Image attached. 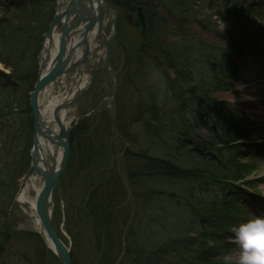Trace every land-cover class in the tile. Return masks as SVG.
I'll return each instance as SVG.
<instances>
[{
  "label": "trees",
  "instance_id": "obj_1",
  "mask_svg": "<svg viewBox=\"0 0 264 264\" xmlns=\"http://www.w3.org/2000/svg\"><path fill=\"white\" fill-rule=\"evenodd\" d=\"M23 1L24 3L21 6L18 4L15 10L13 7L10 8L11 11L6 8L4 10L6 14H0V63L4 67L0 69V136L6 137L4 145L0 146V177L6 174L3 170L5 167L8 170L7 176L11 180V183L7 184L9 186L7 194L10 190L13 191L8 198L9 208L0 206V256L5 253L12 233L7 222L8 211L14 202L20 177L27 170L25 164L19 163L17 168L13 161L15 167L10 168L7 162L2 163V160L7 158L9 161L11 152L14 154L13 159L16 160L18 149L23 150V153L25 151L28 157L31 149L34 120L29 93L33 90L38 77L37 59L41 48L39 42L51 18L42 20L45 19L43 8L46 2L54 0ZM111 1L118 7L144 6L152 35L148 45L156 52L157 57L176 73L171 84L179 92L178 100L174 99L173 105L166 104L165 100L149 103L143 107V112L146 116L144 125L151 130V133L160 135L163 141L176 142L177 145H174L173 150L163 157L164 153L159 156L150 150L141 153L132 142L135 139L133 138L121 153L124 158H134L136 163L138 159L142 160L140 167L137 165L138 168L134 173L131 170L122 173L119 167H111V154L115 152V148L109 150V146L106 145L100 152L101 146L97 149L98 154H102L104 161L108 162L98 168L99 184L95 190L98 195L89 202L93 208L91 206L88 208L95 218L93 226L96 230L93 235L98 243H101L103 237L111 239V234L116 233L115 203L119 199L124 203L126 199L124 188L131 187L136 210H132L133 215L131 212L127 214L125 220L129 221L132 218L134 224L138 225V232L145 238L153 240L154 253L159 254L160 259L157 258V261L152 263L147 255L145 257L142 254V258L134 255L130 251L131 243L127 239L124 249L125 252L129 250V254L125 255L123 262L161 264L159 263L161 260L162 264H230L226 259V255L232 250L229 237L234 235L238 223L237 205L247 195V191L235 183L245 181L252 171L253 163L243 161V158H247L243 154L247 150L244 141L252 137V132L243 124L236 110H227L224 107L219 112L226 121L220 124H208L210 123L208 119L214 121L215 116L219 117L214 114L215 110L210 101L213 90L228 89L232 86L235 79L233 73L235 63L231 57L233 54L241 55L245 48L244 40L253 41L256 34L244 31L245 29L240 33H235V30L223 33L218 31L229 40V45L221 48L205 44L187 35L183 36V40L169 41L166 37L163 38L168 25L166 19L159 17V5L171 7L180 14L183 25L188 23L190 13H193V16H196L194 19L207 28L213 27L215 31L216 24L212 26L210 22L211 18L220 14V11L223 12L224 9L227 10L226 12L235 11L241 19L242 16L244 19L249 17V13H244L246 11L244 5H240V1L236 2L237 0H234L236 3L233 2L232 5L230 2L223 3L221 6L226 5L219 6L218 10L212 5L206 6L207 0H200L197 3L194 0ZM39 15H41L39 21L42 20V23L36 32L35 22ZM34 29L36 35L40 36L34 38L36 43L32 45L33 41L29 40L35 35ZM5 69L9 72H5ZM124 107L125 105L121 106L119 109L122 111L118 109L116 114V118L119 117L118 113L120 115V120L116 119V126L122 137L127 134L126 131L130 129L131 124L127 126L129 120ZM19 110H22L21 115H24V128L17 126L15 121ZM200 123L210 131L208 138L197 134V125ZM121 125L126 128H122ZM97 127L99 130L112 133L114 129L110 115L104 120L101 118L97 122ZM124 129L126 131L123 134ZM76 131L73 133L76 140L79 142V137H83L84 140L85 125H82L78 132ZM182 140L185 144L181 143ZM80 143L82 146L81 141ZM81 150L76 148L77 155ZM176 155H179L178 159H175ZM186 161L192 162V166H187ZM84 164L88 165L89 161ZM142 179L146 182L147 188L145 192L141 191V194H138L135 184L140 183ZM101 183L104 185L102 186ZM245 184L251 185L253 189L256 188V185L250 182L246 181ZM14 185L15 188L10 189ZM1 186L4 187L2 182L0 190ZM146 204H153L155 210L161 211V215L158 214L155 218L148 217ZM100 207H104L101 210L106 212L102 213L98 209ZM70 232L76 243L80 236L77 231L70 230ZM26 236L33 237L31 234ZM123 236L122 234L118 237L119 241H123L121 239ZM108 243L110 247L113 244L111 241ZM120 247L122 248L121 243ZM120 247L119 252L122 251ZM119 252H116V256ZM113 253L105 254L103 251L98 264H113L116 259L111 255ZM142 253H146L145 250ZM74 256V263L77 264Z\"/></svg>",
  "mask_w": 264,
  "mask_h": 264
},
{
  "label": "rangeland",
  "instance_id": "obj_2",
  "mask_svg": "<svg viewBox=\"0 0 264 264\" xmlns=\"http://www.w3.org/2000/svg\"><path fill=\"white\" fill-rule=\"evenodd\" d=\"M126 1L129 2L130 0ZM194 1L197 3L200 0ZM248 1L249 4H247V7L254 9V13L251 14L253 18L251 22L254 23L256 27L254 32L257 37H255L256 41L254 44L250 42L251 44L248 46L246 53L242 57L236 58L238 65L237 75H239V77L235 84L233 83V86L230 88L217 93L216 96L219 99H224L232 103L236 109L238 108L240 113L242 112L245 117L254 123V125H257L256 135L251 136L252 138H256L261 145L259 149H261L262 152H260L259 157H256L257 161L253 163L252 171L247 176L245 183L247 181L250 182V184L256 185V189L260 190V194L264 196V144H262L264 143V0ZM20 3L23 4L24 1L0 0V14H6L4 11L6 8H9V11H11L10 8L12 9L13 7L15 10V7L17 8V5ZM110 3L113 4L111 1ZM45 4L43 8L45 19L42 20L46 21V18H51L48 22V28H46L43 35L48 33L49 26L57 13L58 2L54 0L52 2H46ZM208 4H210L209 1L206 6H208ZM105 8L107 9L105 18L110 20L107 26V32L109 34L114 30L115 21L119 22L118 28L116 27L117 37L112 41L111 46V62L117 73H111L104 67L100 69L91 91L83 98L78 108V117L81 115H88L79 123L80 127L85 125V138L83 140V137H79V140L82 142L81 146L80 141L78 142L75 136H72V156L60 179L59 191L57 192L53 204V223L58 235L66 239L69 243L77 264H98V260L101 254H103V251L105 254L114 252L111 254L116 257L113 264H128L126 261L123 262L125 255L129 254V250L125 252L124 249L127 244V239L128 242L131 243L130 251H132L134 255L136 254L138 257L141 256L139 258L143 257L142 254L145 257L147 255V258H150L151 262L155 263L157 258L160 259V255L154 253L155 247L152 244L153 240L145 238L138 232V225L134 224L132 218L129 221L125 220L127 214L129 215L131 212L133 215L132 210H136L133 195L130 191L131 187L124 188L126 194L124 203L121 199L117 200L115 203L116 210L114 217L117 221L115 225L116 233L111 234V239L103 237L101 243H98L93 235L96 230L93 226L95 220L94 214L90 212L91 210L88 207L91 206V208H93L89 202L93 197L98 195V193H95L99 184L98 168L102 166L101 164L108 162L104 161V156H102V154H98L97 149H99L100 146L99 152L102 151L106 145L109 146V150L115 148V152L111 154V167H119L122 173L127 170H131V172L134 173L138 168L137 165L140 167L142 160L138 159L136 163L134 158H124L121 153V151L127 148L133 138L135 139L132 142L135 143V146L141 153L150 150L159 156L164 153L163 157L167 156L169 152L173 150L174 145H177L176 142L171 140L167 142L163 141L160 135L151 133V130L144 125L146 116L143 112V107L149 103H157L161 100H165L166 104L173 105L174 99L178 100L177 96L179 92L177 88H174L171 84L176 73L174 70L168 68V66L157 57L156 52L151 46L148 45L147 42L152 35L150 34L148 39L145 38L146 36L144 37V35H142L136 22L134 23L131 19V14H134L132 8L123 6L115 9L110 5H106ZM207 11L208 10H205V12ZM230 12H228L229 15L225 18H223L222 14L214 16L211 18L210 23H212V26L218 24L221 29L237 28L238 30L235 29V33L242 32L241 27H244V24L231 16ZM40 16L41 15H39L38 20L35 22L36 32L40 29L38 26L42 23V20L41 22L39 21L41 19ZM200 16L203 17L202 15ZM159 17H163L168 21H166L168 27H166L167 31L166 33L164 32L163 38L166 37L169 41L183 40V36L187 35V37L195 38L205 44L214 45L218 48L228 46L229 44L216 35L212 27L205 28L197 19H194L196 16H193V13H190V20L188 23L183 25L181 21L182 16L180 14L171 7L166 8L163 5H159ZM35 29V35L29 40L30 42L33 41L31 42L32 45L36 43V41L34 43V38L40 36L36 35ZM46 40L47 39H45V41ZM43 41L44 38L39 42L41 48L37 59L38 63L43 58L41 52ZM94 56L97 57L98 53L96 52ZM0 69H4L1 63ZM5 72L8 73L9 71L5 69ZM117 79L121 82L120 88H117L118 93H116L115 89ZM61 85L62 82H60V87ZM113 95H115V98L113 102H111V98L114 97ZM47 98L48 97H43L42 104L47 103ZM211 101H213L212 98ZM124 105L129 120L127 126L131 123L130 129L127 131L126 129L123 130V134L125 131L127 132L126 135L122 137L118 129L109 133L102 129L99 130L98 127L96 128L97 122L101 118L104 120L108 115L113 114L114 116L117 114L118 109ZM229 106L230 105H227L228 109L231 108ZM216 110L219 111L220 109L217 108ZM21 111L22 110H19V112H17V119L15 121L17 126L24 128L23 123H25V120L24 115H21ZM119 111L122 110L119 109ZM118 116L120 117L119 113ZM119 117L117 118L119 119ZM208 124L212 125L211 123ZM121 126L122 128H126L123 125ZM80 127L77 131L74 130V132H78ZM196 130L200 137L208 138L210 136V131L203 123L198 124ZM5 138L6 137L0 136V146L4 145ZM90 141H92V144H90ZM181 143H184L183 140ZM76 148L79 150L82 149L78 155ZM118 151H120V153H118ZM9 156V161L6 158L2 160V163L7 162L10 168L15 167V165L18 168L19 163L20 165L25 164L27 170L22 173L20 177L14 202L8 211L9 219L7 222H9L8 225L12 233L5 253L0 256V264H60L54 250L48 243L46 244L40 239L41 236L43 238V234L46 235V230L44 226L40 224L37 214L29 210L26 205L17 202L20 191L22 190L24 178L33 172L31 171L34 157L33 151L29 149L27 157L25 151L23 153V150L18 149L16 160L13 159L14 154L12 152ZM178 156L179 155H176L174 157ZM87 160L89 161L88 165L84 164L85 162L87 163ZM92 161L94 162L92 163ZM191 163L190 161H186L185 164L191 167L193 164ZM3 170L6 174L4 173V178L0 177V185L1 182L2 185H4V187L1 186L0 190V206L2 208H9V205H7L8 198L13 191L10 190L11 193L9 192V194H7L9 189L7 184H10L11 180L9 176H7L8 170L5 167ZM122 173L120 174L121 176ZM40 184L41 182L38 181L37 185ZM101 185L103 186L104 184L101 183ZM102 186H100V188ZM247 187H251V185L248 184ZM12 188H15V185L14 187L11 186L10 189ZM135 188L138 194H141V191L145 192L144 190L147 186L144 179L140 180V183L135 184ZM29 193L32 199L36 197V191L34 189H31ZM139 208H141L140 205ZM245 208V211L237 212L238 214H236V217L242 220L239 225L248 221L247 218L253 219L258 216H264V212L261 213L257 210L261 209V207L256 209L254 205H248V207ZM98 209L101 210L104 209V207ZM100 210H97V212ZM106 210H108L107 207ZM146 210L148 217L155 218L158 214L161 215V211H159V209L155 210L153 204H146ZM101 211L102 213L106 212L104 210ZM70 230L77 231L78 236H80L76 243ZM26 234H31L33 237L27 238ZM122 234L124 235L121 238L123 241H119L118 237H121ZM234 239L236 240V238ZM110 241L111 244L113 243L111 247L110 243H108ZM235 242L234 248L226 255V259L231 261V263L236 262L239 255V245L237 241ZM120 243L122 244V248L120 247ZM119 247L122 249L121 252H119ZM144 250L147 254L142 253ZM116 252H119L118 256H116ZM162 262L163 261L160 260L159 263L162 264ZM73 264H75L74 260Z\"/></svg>",
  "mask_w": 264,
  "mask_h": 264
},
{
  "label": "bare ground",
  "instance_id": "obj_3",
  "mask_svg": "<svg viewBox=\"0 0 264 264\" xmlns=\"http://www.w3.org/2000/svg\"><path fill=\"white\" fill-rule=\"evenodd\" d=\"M71 2H74L75 0H57L59 6L57 8V13L55 15L60 16V24L58 26H55L52 28L51 32L47 35L45 41H43L42 44V60L39 61L38 67L41 70L40 78H44L49 71L55 69L59 61L62 57V38H63V31L65 26L70 27L68 30V34L65 38L66 41V49L67 53L64 55V63L65 66L61 70V73L58 77L53 79L42 91V93L39 96V111L42 114V119L45 122H48L50 125L54 122H62L65 126L68 125L70 119H73L72 116H69V114L66 112L69 105L71 106L77 97V95L83 91L84 89H88L91 82H92V75H84L81 73V69H85V63L86 60V51L87 49H90L92 46V51L97 50L101 46V44L106 43L108 40L107 34L105 33L106 27L108 25V22L102 21V16H100V4L102 2H98V0H84L85 4L88 6V8H93L97 13V19L95 23L92 25V28H90L89 31V38L87 40L83 39V31L85 30V27L88 25L87 21L85 23H82L77 26L76 21L79 19L78 14H72L69 13L67 8L68 4ZM61 4V5H60ZM107 4L103 2V7H105ZM76 11V10H75ZM102 11V9H101ZM94 43V44H92ZM90 44V46H89ZM91 51V54L94 52ZM106 49L99 52V57L97 59L101 60V58L104 57ZM99 63V62H98ZM100 63H102L100 61ZM87 67H92V65H87ZM77 70V71H76ZM81 75V76H79ZM60 82H62V85L60 87ZM69 82H77L80 83V87L71 90L70 93L65 94L63 93V86L65 84H68ZM78 84H76L74 87H77ZM59 86V87H58ZM57 90V92H56ZM59 90V91H58ZM43 97H48L47 103L42 104ZM64 105H67L66 109H64ZM57 107H62L60 110H58ZM55 123V125H56ZM47 128V126L45 125ZM55 133V130L52 132V134ZM34 137V136H33ZM61 137L62 134H61ZM52 138L56 139L53 135ZM41 139V138H40ZM42 146L40 147L39 155L44 154L45 159L37 160L36 165L43 169L45 172L51 171L52 167L54 166V169H59L61 162L65 155V148L60 146L56 148L58 150V156L56 159V162L52 166V162L48 159V147L50 151H53V148L55 145L54 143H51L50 140L41 139ZM44 148V150H42ZM31 150L33 151V145ZM51 153V152H50ZM34 154V151H33ZM72 156V149L70 152V157ZM175 159H178V157H175ZM41 182L40 185H37V182ZM30 183V184H29ZM34 189L36 191V197L32 199L30 196V190ZM44 189V178L42 175H38L37 170H33L29 176L27 175L24 178V182L22 185V190L20 191V195L17 199V202L19 204L26 205L29 210L33 211L37 214V218L40 222V224L43 225L42 219L40 215L37 212V205L39 201V197L42 194ZM53 197H49L47 201V207L48 211L53 208V204L51 205ZM46 237L48 240V244L52 249H55L54 243L52 239L50 238L49 234L46 232Z\"/></svg>",
  "mask_w": 264,
  "mask_h": 264
},
{
  "label": "water",
  "instance_id": "obj_4",
  "mask_svg": "<svg viewBox=\"0 0 264 264\" xmlns=\"http://www.w3.org/2000/svg\"><path fill=\"white\" fill-rule=\"evenodd\" d=\"M92 2V0H91ZM98 2H102L100 4V16H102V11L103 10V2L106 3L107 5H110L111 7L115 8L109 0H98ZM69 13L72 14H78L79 19L76 21L77 26L86 22L89 23L86 27L85 30L83 31V39L87 40L89 38V31L90 28H92V25L95 23L98 13L91 7L88 8V6L85 4L84 0H75L74 2H70L67 8ZM76 10V11H75ZM137 18L138 21L141 25V31L145 34H147L148 31V21L147 17L143 11V8L141 6L138 7V13H137ZM103 21V19H102ZM60 16L55 15L52 23L50 24L48 33H46L44 39L47 37V35L51 32L52 28L55 26H58L60 24ZM70 27L65 26L64 31H63V38H62V50H61V60L59 61L58 66L49 71V73L44 77L40 78L41 75V70L39 71V77L38 80L34 86V90L30 94V103H31V109L34 117V123H35V132H34V138H33V151H34V157H33V164H32V170H37L38 174H41L44 178V189L42 194L39 197L38 205H37V212L40 215L42 219L43 226L46 230V232L49 234L50 238L52 239L54 243V251L57 254L58 258L61 261V264H73V259H72V252L71 248L67 246V244L61 239V237L57 234L54 223H53V213L52 209L50 212L48 211L47 207V199L51 196L53 197L51 205L54 203L55 199V193L59 189V183L61 176L63 175L65 169L67 168L69 159H70V152H71V143H70V131L67 129V127L62 123L58 121L59 128L60 130L64 133V137H61L60 133L55 131L54 134L52 132L54 129L50 126L48 122H45L42 119V114L39 111V96L44 90L45 86H47L53 79L58 77L61 73V70L64 68L65 63H64V55L67 53V47H66V41L65 38L68 34V30ZM90 46V44H89ZM108 58L106 61V64L109 63V54H110V47H109V42H108ZM90 49H87L86 51V58L88 59V56L90 54ZM86 63H89L88 60H86ZM95 72L96 69L92 70V82L89 86V88L92 86L93 81L95 79ZM84 89L81 91L77 97L75 102H78L81 100L82 96L89 90ZM64 107H67V105H64ZM62 107H58V110H60ZM47 126V128L45 127ZM52 135L56 138H52ZM45 140H50L51 143H54L55 145L53 148V151H50L48 147V159L52 162L53 164L56 162L57 156H58V150L56 148L62 146L65 148V155L64 158L61 162L60 168L59 169H54V166L52 167L51 171L45 172L43 169L38 167L36 165L37 160L45 159L44 154L39 155L40 147L42 146V141L41 139ZM44 150V148H42ZM51 152V153H50ZM29 176V175H28Z\"/></svg>",
  "mask_w": 264,
  "mask_h": 264
},
{
  "label": "clouds",
  "instance_id": "obj_5",
  "mask_svg": "<svg viewBox=\"0 0 264 264\" xmlns=\"http://www.w3.org/2000/svg\"><path fill=\"white\" fill-rule=\"evenodd\" d=\"M239 245L236 264H264V216H258L234 229Z\"/></svg>",
  "mask_w": 264,
  "mask_h": 264
}]
</instances>
